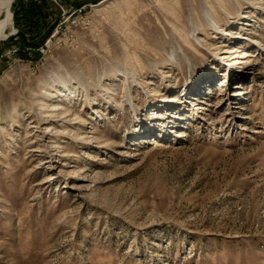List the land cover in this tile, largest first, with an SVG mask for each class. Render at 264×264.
Returning <instances> with one entry per match:
<instances>
[{"label": "rangeland", "instance_id": "1", "mask_svg": "<svg viewBox=\"0 0 264 264\" xmlns=\"http://www.w3.org/2000/svg\"><path fill=\"white\" fill-rule=\"evenodd\" d=\"M76 1L0 41V264H264V0Z\"/></svg>", "mask_w": 264, "mask_h": 264}, {"label": "trees", "instance_id": "2", "mask_svg": "<svg viewBox=\"0 0 264 264\" xmlns=\"http://www.w3.org/2000/svg\"><path fill=\"white\" fill-rule=\"evenodd\" d=\"M12 10L16 27L19 31H23L30 41L36 40L50 27L49 31L45 33L43 40L36 45H27L22 38L4 42L5 44L20 42L22 46L34 50L38 49L50 36L56 24L52 23L59 16L53 14L52 0H16L12 5Z\"/></svg>", "mask_w": 264, "mask_h": 264}, {"label": "water", "instance_id": "3", "mask_svg": "<svg viewBox=\"0 0 264 264\" xmlns=\"http://www.w3.org/2000/svg\"><path fill=\"white\" fill-rule=\"evenodd\" d=\"M103 0H77L72 9H78L82 6L86 5H93L98 4L102 2ZM57 20V19H56ZM50 27L45 31H49ZM45 33H43L41 36H39L36 40L30 41L27 37V35L23 31L17 30L15 33H11L6 39L0 40V41H13L18 38H22L28 45H36L38 42L42 41L44 38Z\"/></svg>", "mask_w": 264, "mask_h": 264}, {"label": "bare ground", "instance_id": "4", "mask_svg": "<svg viewBox=\"0 0 264 264\" xmlns=\"http://www.w3.org/2000/svg\"><path fill=\"white\" fill-rule=\"evenodd\" d=\"M11 3L12 0H0V19L3 17V20L0 23V40H4L9 36V34H7V29H8V15L10 13ZM61 108L62 107H60L59 105H55L51 110H60Z\"/></svg>", "mask_w": 264, "mask_h": 264}, {"label": "built area", "instance_id": "5", "mask_svg": "<svg viewBox=\"0 0 264 264\" xmlns=\"http://www.w3.org/2000/svg\"><path fill=\"white\" fill-rule=\"evenodd\" d=\"M53 1H55L59 6H61L59 0H53ZM61 7H62V6H61ZM83 7H84V6L78 8V9H71V10L68 12V13H70L69 16H73L76 12L81 11V9H82ZM62 8H63V7H62ZM63 13H64V14H63L61 17H63L65 14H67L65 10H63ZM61 17H60V18H61ZM60 18H59V20H60Z\"/></svg>", "mask_w": 264, "mask_h": 264}, {"label": "crops", "instance_id": "6", "mask_svg": "<svg viewBox=\"0 0 264 264\" xmlns=\"http://www.w3.org/2000/svg\"><path fill=\"white\" fill-rule=\"evenodd\" d=\"M53 1V0H52Z\"/></svg>", "mask_w": 264, "mask_h": 264}]
</instances>
